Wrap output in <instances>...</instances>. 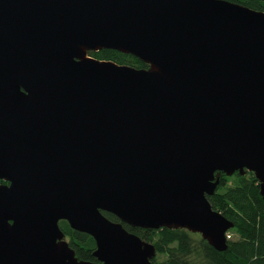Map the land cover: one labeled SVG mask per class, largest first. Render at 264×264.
I'll list each match as a JSON object with an SVG mask.
<instances>
[{
	"label": "water",
	"instance_id": "95a60500",
	"mask_svg": "<svg viewBox=\"0 0 264 264\" xmlns=\"http://www.w3.org/2000/svg\"><path fill=\"white\" fill-rule=\"evenodd\" d=\"M100 50L148 68L87 55ZM245 172L264 201V12L0 0V264H154L122 224L225 251L233 224L207 197L216 173ZM60 221L94 240L96 263L75 257Z\"/></svg>",
	"mask_w": 264,
	"mask_h": 264
},
{
	"label": "trees",
	"instance_id": "16d2710c",
	"mask_svg": "<svg viewBox=\"0 0 264 264\" xmlns=\"http://www.w3.org/2000/svg\"><path fill=\"white\" fill-rule=\"evenodd\" d=\"M225 1L264 12V2L260 0ZM89 56L120 66L148 68L133 56L113 50L89 52ZM216 175L220 178L219 185L207 199L214 210L233 224L227 233L230 238L227 239L226 250L218 252L200 235L184 229L149 230L122 224L127 232L154 246V264H264V201L258 181L251 172L243 175L234 173L230 177L221 173ZM102 214L111 222L120 223L115 216ZM58 226L79 261L97 262L93 257L95 243L90 236L72 230L65 221H60Z\"/></svg>",
	"mask_w": 264,
	"mask_h": 264
},
{
	"label": "rangeland",
	"instance_id": "374dc122",
	"mask_svg": "<svg viewBox=\"0 0 264 264\" xmlns=\"http://www.w3.org/2000/svg\"><path fill=\"white\" fill-rule=\"evenodd\" d=\"M87 55L89 56V53H88ZM89 57H90V56H89ZM1 182H2V181H1ZM3 183H4V182H3ZM3 183H0V184H3ZM228 237L230 238V235L228 236V234H227V238H228Z\"/></svg>",
	"mask_w": 264,
	"mask_h": 264
}]
</instances>
